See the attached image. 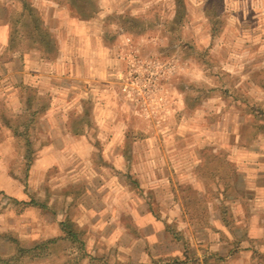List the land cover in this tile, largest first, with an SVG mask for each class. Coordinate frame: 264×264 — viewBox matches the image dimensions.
<instances>
[{
	"label": "rangeland",
	"instance_id": "1",
	"mask_svg": "<svg viewBox=\"0 0 264 264\" xmlns=\"http://www.w3.org/2000/svg\"><path fill=\"white\" fill-rule=\"evenodd\" d=\"M222 1L226 26L211 42L204 14L206 0H187L188 23L179 34L168 33L162 22L163 15H171L174 0H98L99 13L89 21L71 17L66 7L50 0H29L55 35L59 56L54 61H44L31 51L8 62L10 58L3 55L7 29L3 17L9 3L0 0V187L8 190L12 180L23 179L26 138L17 139L5 125L19 122L17 116L23 113L29 98L36 101L35 108L45 109V102L50 109L57 108L47 119L45 112L36 117L28 139L32 151L39 137L62 135L61 122L65 120L68 132L81 131L78 135L84 136L81 142L70 145L71 151L79 150L85 157L93 152L99 164L106 163L97 172H88L84 161L87 158L82 159L81 185L88 184L91 189L99 185L101 190L89 195L85 189V199L118 200L123 191L128 202L136 205L137 198L143 200L161 217L173 211L174 194L176 203H183L186 197L197 209L206 192L205 185L195 177V168L207 149L225 154L235 163L236 174L242 173L248 180L255 177L257 169L262 171L259 174L264 173V158H256L264 155V145L250 149L254 141L240 147L248 121L243 111H264V0ZM114 13L144 15L153 21L158 14L161 23L144 36L122 34L115 41L109 40L104 18ZM203 87H215V92L200 100L196 89ZM224 94L228 100L221 98ZM185 103H190L188 109ZM87 108L91 122L81 129L80 117H87ZM219 108L226 114L221 115ZM229 109H236V113ZM45 119L54 123L45 124ZM258 123L264 134V116ZM6 171L12 173L9 180ZM120 171L128 176L129 182L125 181L131 187L130 193L117 181ZM235 184L228 189L235 196L226 200L230 208L234 200L260 198L257 189L240 195ZM49 185L55 204L46 210L33 207L34 211L22 218L28 224L38 217L41 221L20 233L29 246L42 242L36 237L32 241L29 235L45 233V219L77 221L87 209L77 204L82 197H75L79 186L73 187V181L50 180ZM259 188L263 191L264 185ZM36 194L32 203L37 202ZM64 194H69L72 201L65 200L62 205L58 200ZM209 206L203 213L208 220ZM24 208L15 207L14 212L21 213ZM17 218V214L7 217L14 223ZM73 231L81 233L80 240L85 242L84 220L73 224ZM178 231L183 235L184 230ZM235 231L239 234L238 228ZM1 234L18 236L10 229ZM3 241L0 239V255L14 254V245L7 252ZM251 242L260 247L259 243H264ZM233 244L237 245L235 241ZM51 249L52 246L44 249V253ZM57 249L61 251L60 259L63 256L67 261L65 264L80 262L79 246L61 243ZM255 263L264 264V256L257 257Z\"/></svg>",
	"mask_w": 264,
	"mask_h": 264
},
{
	"label": "crops",
	"instance_id": "2",
	"mask_svg": "<svg viewBox=\"0 0 264 264\" xmlns=\"http://www.w3.org/2000/svg\"><path fill=\"white\" fill-rule=\"evenodd\" d=\"M55 110L52 107L46 113L47 115L45 114L46 119L52 116ZM235 110L229 109V112L236 113ZM219 113H221L220 108ZM225 114L221 113V115ZM46 119L45 124L54 123L50 120L52 118L48 122ZM61 129L62 135L60 136H52L49 139L41 136L35 140V150L33 149V152L37 150L34 156L35 161L26 180L21 179V177L12 180L15 184L10 183L11 188L8 190L6 187H0V231L7 232L10 229L16 232L19 244L27 248L42 245L44 241L45 250H49L52 246L49 253L46 254L45 252V259L25 262V264H65L67 261H63V256L60 259L61 251L57 249V245L61 243L79 246L81 250L80 262L76 261L71 264H256L255 259L264 256V243L258 242L260 247L251 242L263 241L264 238V188H262L263 191H259V187L264 185V173L259 174L261 170H255L257 174L249 180L243 177L242 173L241 176L240 173L238 175L235 184L237 192L245 196L253 189H257L260 192V198L249 202L246 200L243 202L233 201L231 207L233 216H235L233 228L226 230L222 224L219 211L212 204H209L211 217L209 220L206 218L207 226L195 231V223L185 216L183 207L180 202L176 203L174 194L173 204L175 206L173 211H167L168 215L160 213L159 216L161 217H157L156 213L143 200L137 198L136 205L128 202L127 197L123 196V191H120L121 197L118 200H90L82 197L86 194L85 189L89 195L96 193L97 190L101 191L99 190L100 187L98 188L99 185L96 189H91L88 184L81 185L82 159L87 158L84 161H86L87 168H85L88 172L90 169L97 172L98 167L106 165V163L99 164L96 161L98 158L93 152L85 157L86 155L79 150L72 149L71 151L70 145L81 142L84 136L68 132L65 120L61 122ZM263 142L264 134L261 132L250 149L264 145ZM256 158H264V155L259 154ZM5 174L7 180L13 177L12 173L8 171ZM117 177V181L121 183V188L123 187L130 193L131 187L125 181L128 176L120 171ZM50 180L52 182L59 180L62 183L73 181V187L79 186L77 187L79 189H75L78 190L75 197L82 198L78 200L77 204L81 207H87L78 218V220L85 221V242L80 240L81 233L73 231V224L75 225L78 220H70L71 222H69L72 227L71 231L75 234V239L71 238L72 240L69 237L67 240H63L65 235L60 229V223L68 222L67 220L60 222L45 219V227L42 229V232L45 231V233H41L40 236L29 235L32 241L35 240L34 237L43 239L42 242H37L32 246H29L30 243H27L28 241L20 235L23 229L26 233L27 228L33 227L34 223L41 224V221H38L39 217L33 220L31 224L22 220L27 212L34 211L33 207L39 209L32 203L34 202L32 201L34 193H37L35 197L37 202L35 203L43 205L45 210L51 204H55L53 196L49 193ZM65 200L71 202V196L64 194L58 201L64 205ZM6 206L9 208L6 209ZM18 206L25 207L21 213L14 212L15 207ZM16 214L18 215L17 220H15L16 223L7 219V217L12 218ZM166 224L175 225L181 241L166 232ZM234 228L239 229V234L234 232ZM177 229L184 230L183 235ZM256 232V235L252 234ZM234 241L237 245L233 244ZM4 244L6 251L11 252L9 248L13 247L12 244L7 242ZM59 249L61 248L59 247ZM3 256L5 254L0 255V257Z\"/></svg>",
	"mask_w": 264,
	"mask_h": 264
},
{
	"label": "trees",
	"instance_id": "3",
	"mask_svg": "<svg viewBox=\"0 0 264 264\" xmlns=\"http://www.w3.org/2000/svg\"><path fill=\"white\" fill-rule=\"evenodd\" d=\"M50 1L59 6L66 7L69 15L80 21H89L95 18L99 13L98 0ZM222 2V0H206L204 14L210 25L211 42L219 38L226 26L223 17L224 9ZM8 3V5L5 4V6H7L5 7V16L3 17L7 27L6 44L3 55L10 58L8 62H12V57L14 56L21 57L23 52L27 53L31 51L40 55L41 59L44 61L56 60L59 56L58 41L55 35L43 23L38 11L31 5L29 0H8ZM187 12V0H174L171 15H163L164 19L162 22L167 28L168 33H180L188 23ZM144 17V15L134 17L127 13L106 15L104 22L107 38L115 41V39L122 34L138 37L144 36L146 32L157 28L161 23L158 14L156 21L146 20ZM196 90L199 92L198 98L203 100L209 98L212 93L215 92V87L212 89L203 87ZM221 98L223 100H228L226 94L223 96L221 95ZM229 103H231V101ZM86 104L89 105L90 103L87 102ZM189 104L190 103H185V108L188 109L190 106ZM35 106L36 101L29 98L27 106L22 110L23 113L17 116L19 122L16 125L7 122L5 125L13 132L17 139L26 138L25 146L27 151L24 156L25 164H23V178L25 180L28 178L29 170L35 161L31 142L28 140L30 137L29 132L31 131V127L36 123V117L41 114L43 115L44 112L46 114L50 110L46 102L45 109H40L39 107L35 108ZM86 111L87 117L83 115L80 117L81 129L83 125H87L91 122V116H88V108ZM240 111L242 112L243 109H240ZM243 113L248 116V121L245 124V129H243L245 134L241 136L240 147H245L254 142L263 129L261 123H258V119L264 116V111H255L252 109V111L245 110ZM80 133L81 131H75V134ZM205 152H207V154L202 153V159L195 168L196 179L205 185L206 195L200 203L202 206L199 204V207L196 209V205L193 204L191 206L190 200L186 197L183 198L181 206L183 207L185 216H187L191 222L195 223L197 228H205L207 225V216H204L203 213L204 211L207 212L209 204H212L214 208L219 211L224 228L230 230L234 226V216L226 200L229 196L235 197L233 194L228 193V189L230 186H232L233 189V184L237 181L238 175L236 174V166L235 163L227 159V156L223 153H214L213 149H207ZM209 184L212 186H209ZM33 205L45 209L43 205H38L36 203H33ZM165 228L167 233L175 236L179 241L182 240L179 233L176 231L175 225L166 224ZM60 229L65 235L63 240H67L68 237L70 240H72L71 238L75 239V234L72 233V227L69 222L60 223ZM0 239H3V242L11 243L15 247L14 254L0 257V264H24L25 262H34L45 257V243L33 248H27L20 245L18 239L12 234H1Z\"/></svg>",
	"mask_w": 264,
	"mask_h": 264
}]
</instances>
